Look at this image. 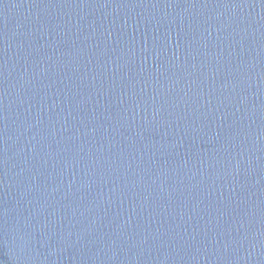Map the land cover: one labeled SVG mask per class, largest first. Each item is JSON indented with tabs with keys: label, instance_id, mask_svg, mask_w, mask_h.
I'll return each mask as SVG.
<instances>
[{
	"label": "water",
	"instance_id": "95a60500",
	"mask_svg": "<svg viewBox=\"0 0 264 264\" xmlns=\"http://www.w3.org/2000/svg\"><path fill=\"white\" fill-rule=\"evenodd\" d=\"M0 264H264V0H0Z\"/></svg>",
	"mask_w": 264,
	"mask_h": 264
}]
</instances>
